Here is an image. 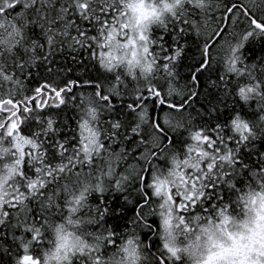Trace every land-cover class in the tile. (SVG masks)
I'll use <instances>...</instances> for the list:
<instances>
[{"label":"snow or ice","instance_id":"6c2138e0","mask_svg":"<svg viewBox=\"0 0 264 264\" xmlns=\"http://www.w3.org/2000/svg\"><path fill=\"white\" fill-rule=\"evenodd\" d=\"M0 264H264V0H0Z\"/></svg>","mask_w":264,"mask_h":264}]
</instances>
